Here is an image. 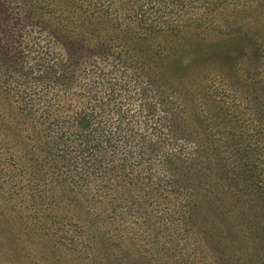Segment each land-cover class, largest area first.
<instances>
[{"label":"trees","instance_id":"trees-1","mask_svg":"<svg viewBox=\"0 0 264 264\" xmlns=\"http://www.w3.org/2000/svg\"><path fill=\"white\" fill-rule=\"evenodd\" d=\"M1 67L0 264H264V0H0Z\"/></svg>","mask_w":264,"mask_h":264},{"label":"rangeland","instance_id":"rangeland-1","mask_svg":"<svg viewBox=\"0 0 264 264\" xmlns=\"http://www.w3.org/2000/svg\"><path fill=\"white\" fill-rule=\"evenodd\" d=\"M121 47H119V51ZM123 52H126L125 50ZM36 69V68H35ZM205 71H201L199 74L191 75L185 84L183 85L184 88L190 89L192 91L193 96H197V100L199 104H206L211 103L214 105L213 110L211 111V115L214 116L218 108L215 107V104H225L228 101H232L235 95L230 91L229 88V78L230 75L226 72V69L222 71L221 69L214 68V69H204ZM26 76V77H25ZM0 78L6 80L8 84H12L13 87L17 88L18 84L24 83L25 79L29 78L26 75V72H21L19 69L16 68H7L1 67L0 68ZM44 82V81H43ZM35 83L32 84L30 94L31 96H36L37 92L41 93L42 88L44 89V85H47L46 82ZM12 87V88H13ZM14 89V88H13ZM34 98V97H33ZM182 102L179 99V102L175 106L179 107L181 110ZM204 109L203 107H198V109ZM207 256H201V259H205ZM203 261V260H202Z\"/></svg>","mask_w":264,"mask_h":264}]
</instances>
